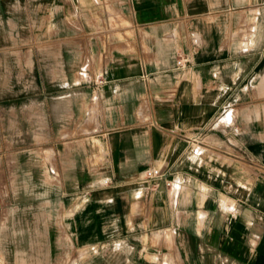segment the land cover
Here are the masks:
<instances>
[{"label":"crops","instance_id":"0c3cea01","mask_svg":"<svg viewBox=\"0 0 264 264\" xmlns=\"http://www.w3.org/2000/svg\"><path fill=\"white\" fill-rule=\"evenodd\" d=\"M25 29L47 31V84L15 106L46 130L41 154L14 151L30 194L0 207V264H55L61 238L264 264V0H0V31Z\"/></svg>","mask_w":264,"mask_h":264},{"label":"rangeland","instance_id":"374dc122","mask_svg":"<svg viewBox=\"0 0 264 264\" xmlns=\"http://www.w3.org/2000/svg\"><path fill=\"white\" fill-rule=\"evenodd\" d=\"M46 37L47 31L45 30L0 31V207H4L6 203L9 204L17 196L30 194L29 188L25 189V181L29 179L22 172L26 170L24 165L26 162L20 164L21 158L16 157L14 151L34 149L36 154H41V147L36 144L32 147V141L41 140L44 137L46 126L42 125L44 120L42 111H32L30 105H15L34 101L36 97L31 94V91L37 85L42 87L47 84V80L40 76L44 73L46 62L35 60L36 51L33 49L32 53L31 46L32 42H40ZM32 54L33 63L30 60ZM31 118H35L39 125H33ZM23 158L25 161L29 160L26 157ZM15 173L22 182V185H19L24 187L21 191L15 189ZM20 192L22 194H18ZM57 225L60 224L57 223ZM170 236V239L166 238L168 244L173 241L172 235ZM59 242L55 264H70L71 261L74 264H129L127 246L122 242L108 241L106 243L105 241V243L81 247L72 245L67 239L61 238ZM114 245L121 250L123 255V259L118 263L108 259V253L112 252ZM168 249L171 248L168 246ZM168 254L174 258L176 264H179L177 255L173 256L170 252ZM138 261L143 263L140 258Z\"/></svg>","mask_w":264,"mask_h":264},{"label":"built area","instance_id":"2783aa9c","mask_svg":"<svg viewBox=\"0 0 264 264\" xmlns=\"http://www.w3.org/2000/svg\"><path fill=\"white\" fill-rule=\"evenodd\" d=\"M184 57H178L175 60V63L177 65H181V62L184 61ZM141 179L150 183L151 185H157V183L162 180L165 185H170V180L166 177H164L163 171H161L158 167L149 166L146 167L141 175ZM231 210H233V207H230Z\"/></svg>","mask_w":264,"mask_h":264}]
</instances>
